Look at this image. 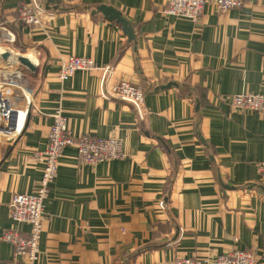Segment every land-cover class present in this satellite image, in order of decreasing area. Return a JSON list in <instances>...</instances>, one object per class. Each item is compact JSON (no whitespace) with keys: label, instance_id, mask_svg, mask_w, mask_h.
<instances>
[{"label":"crops","instance_id":"crops-1","mask_svg":"<svg viewBox=\"0 0 264 264\" xmlns=\"http://www.w3.org/2000/svg\"><path fill=\"white\" fill-rule=\"evenodd\" d=\"M29 1L0 0V20L29 49L12 41L0 50L35 68L34 106L20 134L0 142V237L28 230L11 220L8 204L37 187L32 153L45 148L60 106L73 135L117 137L124 157L81 164L73 147L63 148L34 264H172L233 248L264 264V112L234 110L228 99L264 95V0L227 12L207 4L195 21L159 14L167 0H60L59 9L37 0L39 24L28 26L17 8ZM99 5L119 10L135 40L89 13ZM70 55L98 68L60 81ZM104 67H112L105 78ZM122 80L146 91L142 119L105 97ZM0 264L27 263L0 238Z\"/></svg>","mask_w":264,"mask_h":264},{"label":"built area","instance_id":"built-area-1","mask_svg":"<svg viewBox=\"0 0 264 264\" xmlns=\"http://www.w3.org/2000/svg\"><path fill=\"white\" fill-rule=\"evenodd\" d=\"M244 0H167L158 13L164 17L184 18L195 21L202 14L207 4L212 5L217 12H227L239 7ZM43 7L37 0L20 4L17 8L18 22L24 25H37ZM14 38L7 25L0 20V43L6 36ZM5 62L0 54V64ZM98 68L94 60L88 57L70 55L60 64L57 77L66 80L76 71H91ZM104 78L112 67L100 68ZM146 91L128 81H119L107 91L105 97L115 98L132 106L139 119L145 112ZM232 109L246 113L264 112V95L246 92L232 95L229 98ZM34 90L24 84L23 73L18 68L14 72L0 69V142L14 140L22 131L24 118L29 107L34 106ZM52 116V124L46 136V146L43 150L32 153V159L41 165V176L38 185L31 193H15L9 201L10 218L15 223H25V232L15 228L7 229L1 235V240L13 247V256L22 257L27 264H34L40 255L39 243L43 231L44 202L48 197L62 156L63 148L73 147L81 164L95 165L99 162L124 157L122 141L114 136L98 137L90 134L73 135L66 127L65 116L60 106ZM264 174V159L258 164ZM164 208L165 204L159 202ZM172 264H256V256L251 250L229 249L211 258L183 257L176 258Z\"/></svg>","mask_w":264,"mask_h":264},{"label":"water","instance_id":"water-1","mask_svg":"<svg viewBox=\"0 0 264 264\" xmlns=\"http://www.w3.org/2000/svg\"><path fill=\"white\" fill-rule=\"evenodd\" d=\"M44 1V8L45 9H50V7H52L53 9H59V3L60 0H41ZM51 5V6H50ZM90 14H96V13H100L102 14V16L104 18H106L107 20L110 21H114L118 24H120L121 29L123 31V33L127 36L129 41H134L135 40V35H134V30L132 25L130 24V22L128 20H126V18H124L121 14V12L115 8H113L112 6H107V5H99L96 6L95 8H93L92 10L89 11ZM5 57V56H3ZM24 65H26V67H28L29 69H32V66L27 62L24 61L22 62ZM170 84L161 86V87H168ZM29 115V110L27 111L26 116Z\"/></svg>","mask_w":264,"mask_h":264},{"label":"rangeland","instance_id":"rangeland-1","mask_svg":"<svg viewBox=\"0 0 264 264\" xmlns=\"http://www.w3.org/2000/svg\"><path fill=\"white\" fill-rule=\"evenodd\" d=\"M42 6V5H41ZM5 43H0V47L4 46ZM8 45V44H6ZM13 45L17 46L18 48H20L21 50H29L27 46L21 44L20 42H18V40H16L15 38H13ZM1 56L3 57V55L1 54ZM5 57H3V60H4ZM5 61V60H4ZM20 69L21 72L24 74V84L29 88V89H33V82H32V79H33V72L35 71V68L34 69H29L28 67H26L25 65H22V64H13V65H8L7 64H4V62L0 64V69H4L5 71L7 72H14L16 71L17 69Z\"/></svg>","mask_w":264,"mask_h":264},{"label":"bare ground","instance_id":"bare-ground-1","mask_svg":"<svg viewBox=\"0 0 264 264\" xmlns=\"http://www.w3.org/2000/svg\"><path fill=\"white\" fill-rule=\"evenodd\" d=\"M12 41H13V38L11 36L7 35L3 42H12ZM0 54L5 56L4 60L7 63H13L14 61H16L17 63L24 65L22 62L27 61L32 66V64H31L30 60L27 58V56H15L13 58L11 53L9 51H6V50H2V51L0 50ZM32 69H33V67H32Z\"/></svg>","mask_w":264,"mask_h":264}]
</instances>
